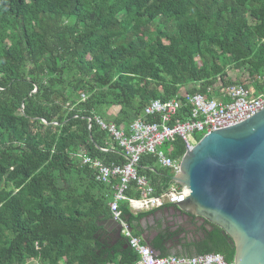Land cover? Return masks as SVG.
<instances>
[{
    "label": "trees",
    "instance_id": "1",
    "mask_svg": "<svg viewBox=\"0 0 264 264\" xmlns=\"http://www.w3.org/2000/svg\"><path fill=\"white\" fill-rule=\"evenodd\" d=\"M230 65L246 71L239 83L251 93L264 91V0H0V264H131L125 239L113 243L102 227L114 181H95L70 157L82 147L107 164L126 162L120 147L99 150L106 134L87 118L128 125L153 99L217 94L208 88ZM112 106L118 112L108 115ZM162 150L178 159L185 144L177 136ZM138 173L156 195L174 185L151 155ZM126 195L138 197L132 188ZM119 208L129 224L150 212ZM164 241L159 233L148 245L159 256L215 253L227 262L235 252L214 224L188 254Z\"/></svg>",
    "mask_w": 264,
    "mask_h": 264
},
{
    "label": "built area",
    "instance_id": "2",
    "mask_svg": "<svg viewBox=\"0 0 264 264\" xmlns=\"http://www.w3.org/2000/svg\"><path fill=\"white\" fill-rule=\"evenodd\" d=\"M259 82L264 87V76ZM222 84L223 82L215 83L209 87L208 92L212 89L217 92L209 96L198 92L189 94L181 91L178 97L167 101L153 99L143 108V115L126 126H118L97 114L87 118L88 128L93 122L106 134V141L99 150L106 152L117 143L126 162L106 164L99 158L92 157L82 147L71 152L70 157L92 171L95 181L108 185L116 180L112 184V200L108 207L112 219L121 227V237L136 254L131 264H234L233 259L227 262L220 254L215 253L159 256L140 236L129 229L127 220L119 208L120 202H126L130 213L137 214L185 200L188 190L176 184L156 195L146 177L138 173L141 157L153 156L155 164L160 168L169 169L173 176L179 171L181 157L172 159L167 156L162 150L165 142L173 141L178 136L183 140L186 150L196 143L191 136L194 133L203 136L214 130L235 125L264 108V91L252 94L240 83L235 82L226 86ZM85 97L82 93L79 99L84 100ZM184 107H188L189 111L183 117H179L178 114ZM147 116L157 117V120L150 122L146 120ZM131 185L138 192V197L126 195ZM34 261L35 264H43L34 258L29 262Z\"/></svg>",
    "mask_w": 264,
    "mask_h": 264
},
{
    "label": "water",
    "instance_id": "3",
    "mask_svg": "<svg viewBox=\"0 0 264 264\" xmlns=\"http://www.w3.org/2000/svg\"><path fill=\"white\" fill-rule=\"evenodd\" d=\"M171 181L189 193L170 208L221 228L233 242L234 264H264V108L201 136ZM102 227L121 238L114 219Z\"/></svg>",
    "mask_w": 264,
    "mask_h": 264
},
{
    "label": "flooded vegetation",
    "instance_id": "4",
    "mask_svg": "<svg viewBox=\"0 0 264 264\" xmlns=\"http://www.w3.org/2000/svg\"><path fill=\"white\" fill-rule=\"evenodd\" d=\"M163 215L172 217L165 227L164 245L170 252L188 254L193 246L204 239L205 233L211 229V224L200 217L189 218L176 209L168 208Z\"/></svg>",
    "mask_w": 264,
    "mask_h": 264
},
{
    "label": "crops",
    "instance_id": "5",
    "mask_svg": "<svg viewBox=\"0 0 264 264\" xmlns=\"http://www.w3.org/2000/svg\"><path fill=\"white\" fill-rule=\"evenodd\" d=\"M245 71V70H244ZM246 72V71H245ZM261 78V77H260ZM259 78V79H260ZM262 86V85H261ZM263 87V86H262ZM248 88V87H246ZM264 88V87H263ZM250 91L251 89L248 88ZM260 91V90H259ZM259 91H257L256 93H258ZM262 91V90H261ZM256 93H252V94H256ZM118 112V107L116 106H112L107 110V114L108 115H115ZM119 126H126V125H119ZM113 147H119L117 145V143L113 144ZM101 160V159H100ZM102 161V160H101ZM104 162V161H103ZM105 163V162H104ZM107 164V163H106ZM156 165V164H155ZM157 166V165H156ZM158 167V166H157ZM160 168V167H158ZM143 176V175H142ZM145 177V176H144ZM116 182V180H114V183ZM131 188L137 192L134 187L131 185ZM130 188V189H131ZM153 188V187H152ZM129 189V190H130ZM154 190V189H153ZM163 192V191H162ZM160 192V193H162ZM112 193L113 190L111 192V196L108 203L112 200ZM138 193V192H137ZM159 193V194H160ZM139 196V194H138ZM131 197V196H130ZM136 197V196H134ZM109 208V207H108ZM170 208L169 205H165L161 208H157V209H153V210H149L150 212H148L146 215L139 217L137 220H133L130 224L128 223L129 227L131 228L132 232H138V235L147 243L149 244V242L152 240V238H154L156 235H158L159 233H163L164 234V230L165 227L169 224L168 222L171 221L172 217H169L167 215H163V212L167 211V209ZM110 212V210H109ZM132 214V213H131ZM134 215V214H133ZM112 218L111 216V212H110V216L102 223V226L106 223V221ZM166 225V226H165ZM106 232V231H105ZM107 233V232H106ZM108 234V233H107ZM109 236V234H108ZM110 239L113 240V243L115 242V237H110ZM157 253V252H156ZM158 254V253H157Z\"/></svg>",
    "mask_w": 264,
    "mask_h": 264
},
{
    "label": "rangeland",
    "instance_id": "6",
    "mask_svg": "<svg viewBox=\"0 0 264 264\" xmlns=\"http://www.w3.org/2000/svg\"><path fill=\"white\" fill-rule=\"evenodd\" d=\"M118 16H121V14H119ZM250 23V21H249ZM220 78V79H218ZM227 79H231L232 81L234 82H237V83H243L245 81H248V75L247 73L244 71L243 68H235L233 65H230V66H227L226 68V71H225V75H218L216 77V84H219L221 83L222 81H225ZM219 80V81H218ZM221 81V82H220ZM192 137L194 135H191ZM171 253H174V252H171ZM29 260H27L24 264H35V261L34 262H29ZM59 264H64L63 261H61Z\"/></svg>",
    "mask_w": 264,
    "mask_h": 264
}]
</instances>
